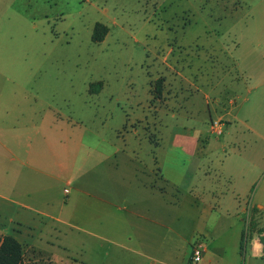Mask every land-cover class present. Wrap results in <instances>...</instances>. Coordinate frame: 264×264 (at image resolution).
<instances>
[{"label":"rangeland","instance_id":"rangeland-1","mask_svg":"<svg viewBox=\"0 0 264 264\" xmlns=\"http://www.w3.org/2000/svg\"><path fill=\"white\" fill-rule=\"evenodd\" d=\"M97 22L109 30L93 42ZM12 93L20 102L24 93L26 108L34 99L43 110L51 107L69 122L66 136L77 142L68 167H55L58 180L48 182L51 188L27 176L14 178L15 190L24 185L22 195L8 191L0 159V242L5 235L18 238L25 264H56L31 244L53 224L63 233L57 244L67 246L59 264L184 263L175 233L195 228L190 193L213 204L220 196L233 201L227 211L215 205L201 221L212 239L196 234L207 243L211 264H246L247 253L235 247L236 229L242 224L243 250L264 227V0H0V115L13 106L7 104ZM213 121L218 129H211ZM193 130L197 135L188 137ZM195 137L199 168L189 189L177 193L180 206L170 208L168 225L177 232L155 225L151 257L128 242L122 248L84 232L81 182L93 161L113 152L123 160L128 153L179 181ZM2 196L34 208L44 196L52 216L68 221L72 212L78 228L50 218L20 221L24 209H9ZM255 204L262 206L258 214ZM39 219L46 221L43 229ZM168 249L176 255L166 256Z\"/></svg>","mask_w":264,"mask_h":264},{"label":"crops","instance_id":"crops-1","mask_svg":"<svg viewBox=\"0 0 264 264\" xmlns=\"http://www.w3.org/2000/svg\"><path fill=\"white\" fill-rule=\"evenodd\" d=\"M21 96L23 99L20 102L19 93H12L7 99V104H13V106H11V109L3 110L0 115V159L5 163L2 167L4 184L9 185L8 191L15 192L18 195H22L24 185L19 184L18 189L15 190L17 185L14 178H18L20 175L30 177L41 184L45 183L47 187L51 188L52 186L48 182L58 180L55 167L60 169L68 167L67 158L73 152L75 144H77L75 139H69L66 136L69 126L68 121H60V118L51 110V107L41 109L37 105V99L28 103L29 107L26 108L24 93ZM50 111L53 112L52 117L49 114ZM45 113H48L49 120L43 122ZM57 130L59 132L56 134ZM173 135L174 138L181 136L178 133ZM194 135H197L196 130H193L188 137ZM198 146V139L195 137L194 152L190 153L187 162L184 164V170L179 181L167 176L166 172L155 170L152 164L151 167H148L147 164H144L142 158L135 155L130 157L131 155L128 153H125L123 160L117 156V153L113 152L101 161V158L93 161L97 162L96 166H92L90 175L88 174L87 178H83L81 182L80 223H82L84 232L96 239L122 248L127 246L125 242H128L127 247L131 250H135L133 248V245H135L140 249L135 250L136 252L151 257L153 252L152 233H154L155 225H157L156 227L165 225L168 231L177 232L176 229H171V226L168 225L171 222L170 217L174 210L170 208L180 206V198L177 193L181 189H189L187 181L189 182V179L199 168L201 159L195 153ZM117 152L123 154V150ZM58 159L62 160L58 161ZM121 165H124V168ZM9 175L11 178H9ZM168 185L173 192L171 201L167 193ZM188 196V204L195 211L196 224L195 228L187 235L180 231L175 233V236L181 239L184 247L185 262L183 263L182 260L181 264H189L191 245L198 237L196 233L203 237L202 233H204L212 239L213 231L209 230L210 228L203 229L204 225L201 221L209 218L216 208L215 205L223 207L225 211L234 205L231 199L226 201L227 199H224L223 196H220L217 200L215 198H218V196H214L215 204L206 201L201 196L191 195V193ZM42 197L44 201L37 203L39 205L34 208L9 196H2L9 209L10 206H19L24 209V212L17 216L20 221L27 222L30 221V218L31 221H34L39 217L50 218L53 222H60L68 227L78 228V225L72 220L79 219L75 218L72 212L68 221H64L58 216L54 217L48 211L52 204L47 201L46 197ZM255 206L258 210L262 207L260 204H255ZM75 207H77V204ZM244 210L245 212L248 211L247 209ZM122 211L123 213L120 215ZM179 213L180 210L177 211V217ZM39 220V223H42L41 229H43L46 221ZM240 220L244 224V217H241ZM123 224L127 228L123 229ZM218 224L223 226V220L220 219ZM216 228L218 229V225ZM242 231L243 226L241 224V227L238 226L236 229L235 247L239 252L247 253L246 264H264L262 259V233H254L249 238L245 248L241 250ZM60 234L63 233L61 230L56 231L54 224L52 226L48 225L44 233L40 231L39 234L34 236L35 238H32L31 244L40 246L43 251L48 252L53 257L56 264H59V258L62 257L60 253L67 252V246L60 248V245L57 244L60 243ZM20 237L23 239L24 236ZM16 239L18 240V238ZM165 239H168V237H165ZM61 244L64 245L65 243L61 242ZM203 247L202 258L198 264H211L207 243L203 242ZM171 254L176 255L174 251L168 249L166 256L169 257ZM217 256L220 258L219 254Z\"/></svg>","mask_w":264,"mask_h":264},{"label":"trees","instance_id":"trees-1","mask_svg":"<svg viewBox=\"0 0 264 264\" xmlns=\"http://www.w3.org/2000/svg\"><path fill=\"white\" fill-rule=\"evenodd\" d=\"M108 30L109 29L106 25L100 22L95 23L92 30L91 40L93 42L102 41L106 36V34L108 33ZM99 86H101V83H99ZM158 92L160 93V89H158ZM254 210L257 212V214L259 213L258 212L259 210L257 208H254ZM257 222H258L257 220L253 221L252 224L258 226ZM250 227L252 228V226ZM257 232L260 234L262 233L261 235V242L263 243L262 259L264 262V228L257 227ZM249 238L250 237H248V239ZM0 264H25L23 259V251H22L21 243L12 235H5L0 242Z\"/></svg>","mask_w":264,"mask_h":264},{"label":"built area","instance_id":"built-area-1","mask_svg":"<svg viewBox=\"0 0 264 264\" xmlns=\"http://www.w3.org/2000/svg\"><path fill=\"white\" fill-rule=\"evenodd\" d=\"M218 125H220V123L218 121H213V122H211L210 127H211V129L214 130V128H217ZM216 132L220 133L221 131L219 129ZM203 251H204L203 241L200 240L199 238H196L191 245V254H190V261H189L190 263L189 264H198V262L201 261Z\"/></svg>","mask_w":264,"mask_h":264}]
</instances>
